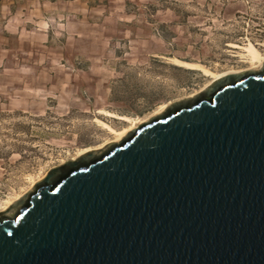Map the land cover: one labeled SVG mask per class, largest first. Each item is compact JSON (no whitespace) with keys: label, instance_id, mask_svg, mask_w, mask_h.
Masks as SVG:
<instances>
[{"label":"water","instance_id":"1","mask_svg":"<svg viewBox=\"0 0 264 264\" xmlns=\"http://www.w3.org/2000/svg\"><path fill=\"white\" fill-rule=\"evenodd\" d=\"M0 264H264V63L48 170L0 212Z\"/></svg>","mask_w":264,"mask_h":264},{"label":"rangeland","instance_id":"2","mask_svg":"<svg viewBox=\"0 0 264 264\" xmlns=\"http://www.w3.org/2000/svg\"><path fill=\"white\" fill-rule=\"evenodd\" d=\"M8 5L0 7V211L51 168L115 139L98 120L122 129L202 91L211 77L177 58L247 71L241 46L264 52V0H18L14 15Z\"/></svg>","mask_w":264,"mask_h":264},{"label":"bare ground","instance_id":"3","mask_svg":"<svg viewBox=\"0 0 264 264\" xmlns=\"http://www.w3.org/2000/svg\"><path fill=\"white\" fill-rule=\"evenodd\" d=\"M237 46H241V45H237ZM241 47L244 49V52L248 56L249 62L252 65V68L249 69V70L259 71L261 69L263 63H264V52L260 48H258L252 41H250L247 45H244V46H241ZM176 62L179 65H182V66H185V67H188V68H191V69L200 70L206 76L211 77L210 82L206 86H208L213 80H216L217 78H220L221 76H224V75H227V74H231V73H242V72H245L244 70H236V69H231V70L219 72V71H216V70H214V69H212V68H210L208 66H205V65H203V64H201L199 62L186 61V60H182V59H178V58H177ZM249 70H247V71H249ZM163 110L159 111L158 113L160 114L161 112H163ZM111 114H113V113H111ZM118 117H120L121 119L126 120V122L127 121H130V122L132 121V117L127 116V115H118ZM147 120H149V119H147ZM98 121L101 122L107 129H109L112 134L115 135V139H113L111 142H121V140L131 130H133L136 127H138V124H142L143 122H146V121H141V122L133 121V124L131 126L124 127L122 129H118V128L112 126V124H110L108 122H105V121H102V120H98ZM111 142H109V143H111ZM106 145L107 144H103V145H100V146H98L96 148L83 149L76 157H74L72 159H76L80 155H82V154H84V153H86L88 151H99L100 149H102ZM18 198L19 197H17L16 199H18ZM5 209L6 208H3L1 211L5 210Z\"/></svg>","mask_w":264,"mask_h":264},{"label":"crops","instance_id":"4","mask_svg":"<svg viewBox=\"0 0 264 264\" xmlns=\"http://www.w3.org/2000/svg\"><path fill=\"white\" fill-rule=\"evenodd\" d=\"M8 1V13L11 15H14L15 12L18 11V7L16 6V3L18 2V0H0V7L3 5V2ZM55 3L56 2H61L63 0H53ZM47 12V10L45 11ZM25 15V14H24Z\"/></svg>","mask_w":264,"mask_h":264},{"label":"trees","instance_id":"5","mask_svg":"<svg viewBox=\"0 0 264 264\" xmlns=\"http://www.w3.org/2000/svg\"><path fill=\"white\" fill-rule=\"evenodd\" d=\"M175 67H177V68H181V66H175ZM184 67V66H183ZM194 70H196V69H194ZM200 71V70H199Z\"/></svg>","mask_w":264,"mask_h":264}]
</instances>
